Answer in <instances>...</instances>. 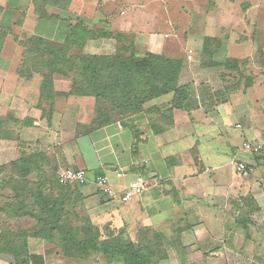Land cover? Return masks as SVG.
<instances>
[{"label":"crops","instance_id":"crops-1","mask_svg":"<svg viewBox=\"0 0 264 264\" xmlns=\"http://www.w3.org/2000/svg\"><path fill=\"white\" fill-rule=\"evenodd\" d=\"M259 1L0 0V166L36 157L46 171L85 170L79 193L92 222L126 245L162 241L165 258L151 264H264V148L243 149L264 144ZM78 25L88 39L70 52L77 56L130 46L178 57L183 106L175 108L170 93L105 122L96 98L70 95L62 75L54 76L55 97L45 100L44 75L18 73L23 42L36 36L64 45ZM206 39L217 40L210 53ZM232 40L250 44L246 57L229 55ZM228 59L240 68L228 69ZM138 176L146 190L123 202ZM98 177L115 197L97 188ZM28 255L29 264H125L120 255L109 263L67 258L39 238L29 241Z\"/></svg>","mask_w":264,"mask_h":264},{"label":"trees","instance_id":"trees-1","mask_svg":"<svg viewBox=\"0 0 264 264\" xmlns=\"http://www.w3.org/2000/svg\"><path fill=\"white\" fill-rule=\"evenodd\" d=\"M4 35L6 36V32L1 31L0 36ZM87 39V31L80 25L76 26L68 43L64 45L36 36L28 38L23 42V63L18 69L19 75H44L43 97L48 101L56 95L53 84L55 74L66 77L71 81L70 95L96 98L105 122L138 114L143 111L148 102L170 93L174 94L173 106L175 108L183 106L188 92L185 88L178 87L181 70L179 59H170L164 54L158 55L151 52L139 55L140 53L132 48L118 50L115 55L77 56L70 53L74 47L80 46L81 43L84 44ZM216 41V39H206L204 51L210 53V47ZM34 64L36 66H33ZM262 64L264 65V58ZM225 65L228 69L235 70L240 68L241 62L228 59ZM101 66L113 71L111 75H96L95 72ZM89 69L92 70L90 75H88ZM111 100L114 104L110 105V108L111 106L114 108H108L106 112L100 107L104 102L111 104ZM168 119L172 123V116ZM41 160L42 158L32 157L0 166V172L13 171L22 179L20 183L22 194L18 195L15 203L18 201L19 205L16 207L19 211L26 210L25 217L36 219L40 226V229L34 233H21L20 236H13L27 237L23 245L14 251H23L24 254L27 252L26 262L21 264H29L28 237L48 242H53L57 238L61 239L60 254L78 260L99 256L109 263L120 255L125 264H151L165 258L162 241L126 245L113 238L121 237L117 233L111 232L112 235L115 234L113 237H102L101 229L92 222L91 217L84 210L79 184H60L59 171H46L42 167ZM33 174L38 175L33 176ZM71 196L78 197L76 203L70 202ZM28 198L30 205L27 204ZM73 207L75 209L78 207V217L74 219V223L77 221L76 224L83 223L82 226H85L84 229L82 226L78 227L77 233L75 231L74 234L70 215ZM45 234L54 237H45ZM76 234H78L77 237L74 236ZM15 247L10 250H14ZM18 258L21 259V257Z\"/></svg>","mask_w":264,"mask_h":264},{"label":"rangeland","instance_id":"rangeland-1","mask_svg":"<svg viewBox=\"0 0 264 264\" xmlns=\"http://www.w3.org/2000/svg\"><path fill=\"white\" fill-rule=\"evenodd\" d=\"M221 1H223V0H219V2H221ZM258 4L260 5V8L262 9V16H260V18H259V20H260L259 24L264 25V1L263 0H262V2L259 1ZM238 5H239V3H238ZM241 27L242 26H240L238 28H241ZM260 31H262V30H260ZM242 33H243L242 29H240V31H238V30L236 31V34H238V35H240ZM233 34H235V33H233ZM260 36L262 38V35H260ZM234 38H236V36ZM258 39H260V37H258ZM230 42H234V44L231 45L229 48V55L230 56L237 57V58L246 57L248 49L245 47H250V44L238 46L235 44L234 40H232ZM261 42H264V41H261ZM123 48L127 49L126 47H123ZM129 48L131 49L130 46H129ZM130 52H129V54H130ZM139 55H144V53L139 54ZM170 59L178 60V57L170 58ZM33 66H36V65L34 64ZM33 68H31V69L33 70ZM88 71H89L88 75H90L92 70L89 69ZM111 72H113V71H111L110 69H108L104 66H101V68L98 67V70L95 73H96V75L101 76V75H111ZM53 84H54V89H55V87H56L55 83H53ZM66 84H69V89H70L71 81H69V83H66ZM112 99H113V97H112ZM112 104H114V103L111 100V104L104 102L100 107L102 109L106 110V112H107V109L110 108V105H112ZM112 108H114V107L111 106L110 109H112ZM37 175L38 174H33V176H37ZM21 181H22V179L19 178L18 174L17 173L15 174V172H13V171L0 172V260L7 259L11 264H21L22 262H26V253H27V252H25V254H24L23 251L14 252L16 249L20 248L23 245V241L25 239H27V237H13V236H15V235L20 236L21 233H29V234L34 233V232H36V230L40 229V226H39L38 221L36 219L32 220L29 217H25L27 211L26 210L25 211L24 210L19 211L18 208L16 207L17 205H19L18 201H17V203H15L16 200L18 199V195L22 194V185L20 184ZM68 188L70 189L71 187L69 186ZM77 199H78L77 196H76V198H73V196H71L70 202L72 201L73 203H76ZM29 201L30 200L28 198V203H27L28 205H30ZM14 205H15V207H12ZM77 210H78V207H76V209H75V207H73L71 212H70L71 220H72L73 227H74L73 234L75 233V231L77 233V229H79L78 227L82 226V224H83V223L82 224H76L77 221H76V223H74L75 222L74 219L78 217ZM84 227H83V229H84ZM100 229H101L100 234L102 237H113V236H115V234H113V235L111 234L110 229H103V228H100ZM4 234H7V235L5 237H2V235H4ZM77 235L78 234H76L74 236L77 237ZM91 236L94 237V235H92V234H91ZM45 237H54V236H51L49 234H45ZM33 238L34 237H28V244H29V241ZM60 240L61 239L57 238V240H55L53 242H48L46 240H44V241L48 242V244L51 246V250H55V251H58L60 253L61 252L60 250L62 249V245H61L62 241H60ZM107 242L109 243V241H107ZM104 243H106V242H104ZM13 247H15L14 250H10V248H13ZM12 252H14V253H12ZM18 257H21V259Z\"/></svg>","mask_w":264,"mask_h":264},{"label":"built area","instance_id":"built-area-1","mask_svg":"<svg viewBox=\"0 0 264 264\" xmlns=\"http://www.w3.org/2000/svg\"><path fill=\"white\" fill-rule=\"evenodd\" d=\"M192 57L189 56L188 59ZM264 148L263 143H250L246 142L243 144V149L250 152H259ZM237 169L240 172L246 170V166L244 164H238ZM58 181L62 185L76 183L82 186L88 184V179L86 176L85 170H73V169H64L58 172ZM94 184L97 188L108 198H113L116 196V191L113 185L109 182V180L105 177H98L94 181ZM147 188V180L143 176H138L134 181L129 184L127 191L121 195V199L123 202L130 201L134 196L141 195Z\"/></svg>","mask_w":264,"mask_h":264}]
</instances>
